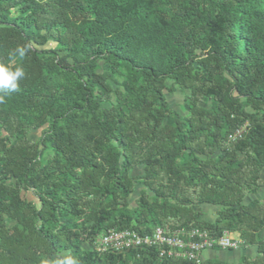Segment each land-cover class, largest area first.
Here are the masks:
<instances>
[{
	"label": "trees",
	"instance_id": "trees-1",
	"mask_svg": "<svg viewBox=\"0 0 264 264\" xmlns=\"http://www.w3.org/2000/svg\"><path fill=\"white\" fill-rule=\"evenodd\" d=\"M18 44L26 78L0 102V264H189L93 249L108 229L155 226L255 247L198 264H264V196L247 199L264 188V0H0V59Z\"/></svg>",
	"mask_w": 264,
	"mask_h": 264
},
{
	"label": "built area",
	"instance_id": "built-area-1",
	"mask_svg": "<svg viewBox=\"0 0 264 264\" xmlns=\"http://www.w3.org/2000/svg\"><path fill=\"white\" fill-rule=\"evenodd\" d=\"M244 127L229 134L228 141L240 137ZM241 245L234 233L224 231L220 236H212L206 229H189L167 226H155L150 233L139 234L132 229H108L101 233L93 244L99 254L124 253L130 250L149 251L154 249L159 258L182 260L189 264H198L200 254L205 249H236Z\"/></svg>",
	"mask_w": 264,
	"mask_h": 264
},
{
	"label": "clouds",
	"instance_id": "clouds-1",
	"mask_svg": "<svg viewBox=\"0 0 264 264\" xmlns=\"http://www.w3.org/2000/svg\"><path fill=\"white\" fill-rule=\"evenodd\" d=\"M29 51L28 45L18 44L10 50L7 61L0 59V102H3L5 96L20 91V84L26 78L23 61ZM17 59L19 63H15ZM41 264H81V262L76 255L65 252L63 255L54 254L44 257L41 259Z\"/></svg>",
	"mask_w": 264,
	"mask_h": 264
},
{
	"label": "crops",
	"instance_id": "crops-1",
	"mask_svg": "<svg viewBox=\"0 0 264 264\" xmlns=\"http://www.w3.org/2000/svg\"><path fill=\"white\" fill-rule=\"evenodd\" d=\"M250 196V195H248ZM213 207L207 206L203 208V218H210L213 214ZM255 247H237L231 250L221 249H205L200 254V261L204 260H220L226 263H236L241 256H247L249 258L254 257Z\"/></svg>",
	"mask_w": 264,
	"mask_h": 264
},
{
	"label": "rangeland",
	"instance_id": "rangeland-1",
	"mask_svg": "<svg viewBox=\"0 0 264 264\" xmlns=\"http://www.w3.org/2000/svg\"><path fill=\"white\" fill-rule=\"evenodd\" d=\"M183 97H184L183 92H181L180 90L177 89L172 94L167 95V100L170 103V105L175 108V110L180 112ZM40 131H41V129L30 131L29 132L30 139L33 141H36L39 134H40ZM140 172H141V167H136L132 171V175H137ZM137 192H138V188L136 187L134 194L132 195V198H131L132 201H133L134 197L136 196ZM28 195H30V194H28ZM261 196H264V188L258 189V192L256 194L253 193V195L247 196V199H250L253 197H261ZM83 248L85 249L86 246H83Z\"/></svg>",
	"mask_w": 264,
	"mask_h": 264
}]
</instances>
